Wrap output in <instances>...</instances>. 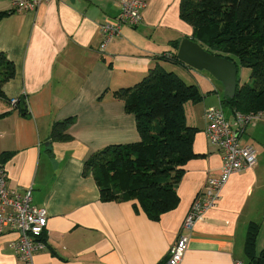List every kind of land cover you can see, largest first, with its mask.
I'll return each mask as SVG.
<instances>
[{
  "label": "crops",
  "instance_id": "0c3cea01",
  "mask_svg": "<svg viewBox=\"0 0 264 264\" xmlns=\"http://www.w3.org/2000/svg\"><path fill=\"white\" fill-rule=\"evenodd\" d=\"M180 5L181 0H148L140 24L124 25L101 52V24L119 14L120 0H51L32 12L0 0V11L9 12L0 21V52L16 67L3 89L7 98H21L26 110L23 115L0 99V115L8 112L0 116V155L12 153L0 163L11 190L32 188L33 204L48 210L47 248L36 252L35 264H163L194 198L210 176L219 175L222 153L205 132V111L218 103L205 95L185 106L187 123L198 128V156L184 165L179 199L158 220L136 211V200H104L93 175L84 172L93 153L140 140L135 114L114 92L134 86L157 64L165 68L169 62L160 57L172 56L179 49L175 42L193 37ZM186 67L172 66L184 72ZM195 73L202 93L210 84L218 93L207 74ZM232 114H226L231 121ZM69 117L72 138L53 140L55 123ZM239 141L256 147L257 163L231 175L219 206L191 231L180 264H246V235L254 222L260 225L256 251L264 246V116L250 122ZM17 238L0 237V264H23L12 246Z\"/></svg>",
  "mask_w": 264,
  "mask_h": 264
},
{
  "label": "trees",
  "instance_id": "16d2710c",
  "mask_svg": "<svg viewBox=\"0 0 264 264\" xmlns=\"http://www.w3.org/2000/svg\"><path fill=\"white\" fill-rule=\"evenodd\" d=\"M8 14L0 11V21ZM180 15L193 27L192 38L204 48L231 59L238 70L239 65L251 70L250 82L239 84L238 79L235 97L225 96L223 105L235 113L264 111V0H181ZM175 45L179 48L180 42ZM160 59L185 65L177 52ZM15 74V64L0 52V99L9 101L3 88ZM114 94L135 114L140 140L93 153L84 172L93 175L104 200H136V211L141 208L158 220L179 199L176 187L184 165L198 156L193 148L198 128L187 123L185 106L205 96L198 85L187 84L160 64L134 86L119 88ZM15 109L26 115L21 98ZM73 122V117L57 121L52 139L70 140L67 131ZM11 154L0 155V161ZM259 230L256 222L249 224L245 241L248 264H264V248L258 255L256 251Z\"/></svg>",
  "mask_w": 264,
  "mask_h": 264
},
{
  "label": "built area",
  "instance_id": "2783aa9c",
  "mask_svg": "<svg viewBox=\"0 0 264 264\" xmlns=\"http://www.w3.org/2000/svg\"><path fill=\"white\" fill-rule=\"evenodd\" d=\"M15 10L32 12L51 0H10ZM148 0H120V12L114 18H106L101 24L102 42L100 51L122 34L124 25L137 26L143 19L142 12ZM19 97L9 99L14 106ZM231 121L223 107H212L205 111V132L210 144L222 153V165L217 176H210L196 195L191 209L184 220L177 241L170 248L168 259L163 264H180L188 249L190 233L204 214L219 206L222 192L235 172L252 168L257 163V149L253 144L242 145L239 141L245 127L255 119L264 116V111L243 114L235 113ZM48 210L33 204L32 188L24 191L11 190L8 186V172L0 164V237L16 233L12 242L19 260L23 264H35L36 252L47 248L44 235L48 226ZM242 264V263H239Z\"/></svg>",
  "mask_w": 264,
  "mask_h": 264
},
{
  "label": "water",
  "instance_id": "95a60500",
  "mask_svg": "<svg viewBox=\"0 0 264 264\" xmlns=\"http://www.w3.org/2000/svg\"><path fill=\"white\" fill-rule=\"evenodd\" d=\"M178 59L197 70H207L225 86V96L233 98L238 87V68L231 59L211 53L192 37H184L177 52Z\"/></svg>",
  "mask_w": 264,
  "mask_h": 264
},
{
  "label": "rangeland",
  "instance_id": "374dc122",
  "mask_svg": "<svg viewBox=\"0 0 264 264\" xmlns=\"http://www.w3.org/2000/svg\"><path fill=\"white\" fill-rule=\"evenodd\" d=\"M174 65V63H171L169 62L168 64H165V69L168 70V71H171L173 69V71L179 75L187 84L191 85V84H195L197 85L198 84V81L200 80L201 76L200 75H197V73L195 72H198V73H201L203 72V74H207L211 80L216 84L218 85V93H215L213 92V87L212 85L210 84L207 88H205L206 90H203V94L205 96H208L210 98V102H217L218 105H216L217 107L221 105L220 103V98L219 97H223L225 95V86L224 84L216 79L209 71L207 70H197V69H194L192 67H186L188 68L186 72L183 71V69H179V68H172V66ZM238 79H239V84H245V83H249L250 82V74H251V70L250 68H247V67H242L241 65H239V70H238ZM203 80V78H202ZM201 80V81H202ZM197 83V84H196ZM209 93V95H208ZM210 108L212 107H216L214 104H210L209 105ZM224 107V111L225 113L227 114V116L229 118L233 117V114H232V111L229 107L223 105ZM264 248V246L262 248L258 247V252H257V255L260 254V251ZM243 261L248 264V258L246 257L245 253L243 254V257H242Z\"/></svg>",
  "mask_w": 264,
  "mask_h": 264
}]
</instances>
